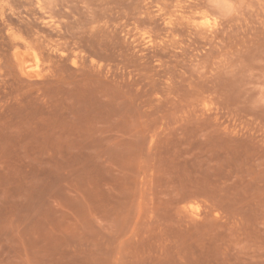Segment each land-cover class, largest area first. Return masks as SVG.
<instances>
[{"label": "rangeland", "instance_id": "1", "mask_svg": "<svg viewBox=\"0 0 264 264\" xmlns=\"http://www.w3.org/2000/svg\"><path fill=\"white\" fill-rule=\"evenodd\" d=\"M0 264H264V0H0Z\"/></svg>", "mask_w": 264, "mask_h": 264}, {"label": "bare ground", "instance_id": "2", "mask_svg": "<svg viewBox=\"0 0 264 264\" xmlns=\"http://www.w3.org/2000/svg\"><path fill=\"white\" fill-rule=\"evenodd\" d=\"M203 19H204L203 22L205 23L204 26L206 25L205 28H207V27H208L209 29L216 28L215 26H216L217 23H216L215 21L209 19L207 16H205ZM209 29H208V30H209ZM209 32H210V31H209ZM17 42H18V41H17ZM19 43H20V42H19ZM33 52H34V51H33ZM34 54H35V53H34ZM36 56H37V55H36ZM39 57H40V55H39ZM35 58H36V61H37V57H35ZM40 60H41V59H40ZM21 69H22V68H21ZM194 215H195V214H194ZM195 216H196V215H195Z\"/></svg>", "mask_w": 264, "mask_h": 264}]
</instances>
